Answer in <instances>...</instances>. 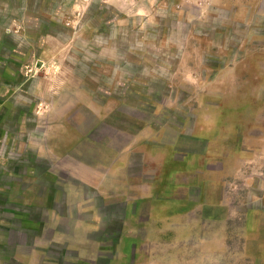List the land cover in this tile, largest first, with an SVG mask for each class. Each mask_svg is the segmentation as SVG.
I'll return each mask as SVG.
<instances>
[{"label":"rangeland","instance_id":"1","mask_svg":"<svg viewBox=\"0 0 264 264\" xmlns=\"http://www.w3.org/2000/svg\"><path fill=\"white\" fill-rule=\"evenodd\" d=\"M0 264H264V0H0Z\"/></svg>","mask_w":264,"mask_h":264},{"label":"crops","instance_id":"2","mask_svg":"<svg viewBox=\"0 0 264 264\" xmlns=\"http://www.w3.org/2000/svg\"><path fill=\"white\" fill-rule=\"evenodd\" d=\"M145 160V159H144Z\"/></svg>","mask_w":264,"mask_h":264}]
</instances>
